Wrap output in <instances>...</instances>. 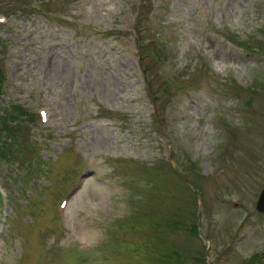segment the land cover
<instances>
[{"label":"rangeland","instance_id":"rangeland-1","mask_svg":"<svg viewBox=\"0 0 264 264\" xmlns=\"http://www.w3.org/2000/svg\"><path fill=\"white\" fill-rule=\"evenodd\" d=\"M263 185L264 0H0V264H264Z\"/></svg>","mask_w":264,"mask_h":264},{"label":"water","instance_id":"water-1","mask_svg":"<svg viewBox=\"0 0 264 264\" xmlns=\"http://www.w3.org/2000/svg\"><path fill=\"white\" fill-rule=\"evenodd\" d=\"M255 209L259 212L264 213V186L262 187V189L258 195L256 204H255Z\"/></svg>","mask_w":264,"mask_h":264},{"label":"trees","instance_id":"trees-1","mask_svg":"<svg viewBox=\"0 0 264 264\" xmlns=\"http://www.w3.org/2000/svg\"><path fill=\"white\" fill-rule=\"evenodd\" d=\"M193 228H194V230H196L197 229V225L193 224Z\"/></svg>","mask_w":264,"mask_h":264}]
</instances>
